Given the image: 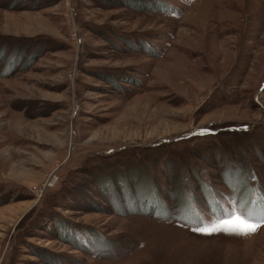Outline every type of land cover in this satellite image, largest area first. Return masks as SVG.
<instances>
[{"label": "rangeland", "instance_id": "obj_1", "mask_svg": "<svg viewBox=\"0 0 264 264\" xmlns=\"http://www.w3.org/2000/svg\"><path fill=\"white\" fill-rule=\"evenodd\" d=\"M264 0H0V264H264Z\"/></svg>", "mask_w": 264, "mask_h": 264}, {"label": "snow or ice", "instance_id": "obj_2", "mask_svg": "<svg viewBox=\"0 0 264 264\" xmlns=\"http://www.w3.org/2000/svg\"><path fill=\"white\" fill-rule=\"evenodd\" d=\"M262 225L264 219L254 220L250 215L238 214L236 209H232V214L227 218L220 219L210 226L197 228L196 231L212 233L223 230L246 235L256 232Z\"/></svg>", "mask_w": 264, "mask_h": 264}]
</instances>
